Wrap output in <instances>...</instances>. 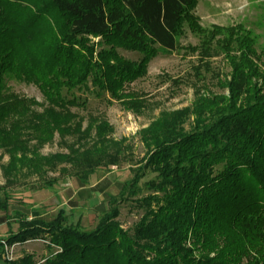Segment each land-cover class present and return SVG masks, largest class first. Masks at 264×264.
Wrapping results in <instances>:
<instances>
[{
	"label": "trees",
	"instance_id": "16d2710c",
	"mask_svg": "<svg viewBox=\"0 0 264 264\" xmlns=\"http://www.w3.org/2000/svg\"><path fill=\"white\" fill-rule=\"evenodd\" d=\"M195 4L0 0V147L23 153L14 155L11 165L30 161L23 152L25 137L42 140L52 132L47 126L59 128L67 121L66 108L76 98L62 95L63 88L85 87L90 78L99 89L116 94L144 75L159 50L176 48L184 22L196 27ZM86 36L99 37L100 48ZM229 44L224 43L228 49ZM236 46L238 57L226 51L232 64L227 97H198L191 107L163 114L142 132L144 163L128 185L118 183L117 195H107L111 205L128 200L127 193L140 190L137 184L146 169L155 175L144 182L150 192L133 200L143 213L130 231L121 228L114 207L104 211L92 230L68 223L63 210L54 217L31 218L14 210L19 227L4 243L48 240L47 247L57 250L42 264H264V69L259 66H264V55L256 53L247 35ZM119 48L140 57L126 61ZM7 78L39 88L49 105L46 119L13 120L24 113L25 102H33L9 91ZM95 130L93 148L44 159L47 168L71 162V172L83 185L96 167L119 163L121 144L105 139L106 124ZM5 199L0 197V210L8 217ZM4 264L34 262L28 255L4 259Z\"/></svg>",
	"mask_w": 264,
	"mask_h": 264
},
{
	"label": "rangeland",
	"instance_id": "374dc122",
	"mask_svg": "<svg viewBox=\"0 0 264 264\" xmlns=\"http://www.w3.org/2000/svg\"><path fill=\"white\" fill-rule=\"evenodd\" d=\"M191 13L196 27L184 22L176 35V48L159 50L147 63L144 75L125 84L116 94L99 89L90 78L85 87L69 92L63 88L62 95L68 99L75 97L76 104L67 106V121L59 128L46 127L52 130L50 136H43L42 140L25 137L23 152L29 163L11 165L12 157L23 153L13 154L0 147V192L5 194L0 197H6L11 210L8 217L0 210V264H4V259L14 261L28 255L34 264H42L44 257L57 250L49 249L45 239L6 245L7 236L19 227L14 210L26 213L27 218L35 214L54 217L63 210L66 221L78 224L82 230L94 229L104 211L112 207L119 212L116 220L122 229L130 231L139 222L143 211L133 200L150 192L144 182L155 175L149 169L138 181L140 190L126 194L128 200L111 205L107 195H117L118 183L128 185L135 170L144 163L142 132L163 114L191 107L198 97H227L226 83L231 79L232 64L226 51L229 50V56H239L236 48L239 37L247 35L256 53L264 55V0H196ZM36 33L42 36L39 31ZM86 38L96 50L100 48L96 45L99 37ZM227 41L229 49L224 45ZM117 52L126 61L140 57L139 53L122 48ZM5 86L33 102L29 105L25 102L24 113L14 116V121L25 124L35 116L47 118L49 105L34 83L7 78ZM101 123L108 128L105 139L121 144L123 158L119 163L96 167L83 185L71 172V162H58L53 169L47 168L44 159L80 155L93 148L95 127ZM185 127L188 129V124ZM39 167L44 171L38 170Z\"/></svg>",
	"mask_w": 264,
	"mask_h": 264
}]
</instances>
